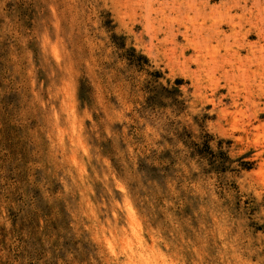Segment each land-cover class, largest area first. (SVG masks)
Listing matches in <instances>:
<instances>
[{
  "label": "rangeland",
  "instance_id": "rangeland-1",
  "mask_svg": "<svg viewBox=\"0 0 264 264\" xmlns=\"http://www.w3.org/2000/svg\"><path fill=\"white\" fill-rule=\"evenodd\" d=\"M187 1L0 0V264H264V3Z\"/></svg>",
  "mask_w": 264,
  "mask_h": 264
},
{
  "label": "bare ground",
  "instance_id": "bare-ground-1",
  "mask_svg": "<svg viewBox=\"0 0 264 264\" xmlns=\"http://www.w3.org/2000/svg\"><path fill=\"white\" fill-rule=\"evenodd\" d=\"M188 1H187V3H192V2L199 3L202 10H204L207 7L206 5H208V3H209V0H200L199 2L197 0H192V2H191V0H188ZM250 1L253 2V5L254 4L256 5L258 2H260L261 5L264 3V0H227V3L232 4L231 7H235V8L240 7V9H242V11H245V10L250 9L249 6H248L249 8L247 7V5L250 4L248 2H250ZM192 5H191V7L195 6V5H193V6ZM222 7H224V6H222ZM262 7L264 8V6H262ZM257 15H259V14H257ZM241 17H243V21L241 20ZM254 17H256V16H254ZM236 18H238L240 20L236 21ZM259 18H261V17H259ZM192 19H194V17ZM246 19H247L246 14L241 13V15L233 16L232 22H230L231 23V34L235 35V36L241 35L245 39V42L243 41V43H241L240 48H238V45H235L236 55L238 56V58H240V56L242 54V51H241L242 49L247 48L249 51V54H253L256 50V49H254L255 45L253 43L246 42L247 36L250 35L252 32V31L250 32V28H247V26L245 24ZM250 21H252V20H250ZM209 25H211V24H209ZM214 25L215 24H212L210 27L206 26L205 29H203L202 28L203 25H201L199 33L203 34V35L206 34V35H209L212 37H213V35L221 36L222 34H225V31L222 30V28H220V26L216 27ZM131 198H133L132 194L129 195L128 199H131ZM169 198L170 197L167 196V194L163 195V202H164L163 208L166 211H170V208L173 207L171 205V202L169 201ZM130 201H133V200H129L128 217L125 220L126 221L125 230H127V233H126V237H124L125 240H123L124 243L120 246L122 249L121 253L123 255V260H121V258L119 256H117V257L115 256L114 257L115 260H113L112 264H169L168 263L169 258L166 255L165 251L162 249L161 245L156 241L154 243H151L146 239V237L144 235L145 232L142 231V226L140 224V218L138 216V213L135 211L133 204ZM154 207H156V208H154L152 210L153 213L158 212V214H160L161 208L158 205L154 206ZM138 230H140V231H138ZM112 249H113V252L116 251V250H114V249H116L114 246H112ZM121 253H120V255H121Z\"/></svg>",
  "mask_w": 264,
  "mask_h": 264
}]
</instances>
